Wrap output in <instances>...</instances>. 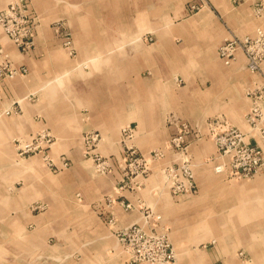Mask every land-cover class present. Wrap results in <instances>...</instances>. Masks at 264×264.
<instances>
[{
    "label": "crops",
    "instance_id": "0c3cea01",
    "mask_svg": "<svg viewBox=\"0 0 264 264\" xmlns=\"http://www.w3.org/2000/svg\"><path fill=\"white\" fill-rule=\"evenodd\" d=\"M11 1L0 0V6ZM27 1L41 22L30 54L22 53L0 29L4 52L15 68H25L13 79L0 80V149L5 147L8 153L1 158L4 165L11 166L3 170L0 213L7 236L10 223L20 231L18 255L11 258L12 263L125 264L128 255L117 233L133 224L150 226L145 214L151 209L172 228L174 248L188 251L176 264H244L227 249L226 241L208 252L198 247L204 239L193 240L201 237V232L192 228L208 218L224 217L220 213L227 214V221L220 225L225 235L231 227L237 231L244 226L241 233L246 238L247 224L234 217L237 206L244 203L243 190L236 194L226 188L224 194L221 191L226 185L215 183L214 191L204 187L205 175L211 177L214 172L224 177L215 172L220 161L213 139L197 141L194 133L205 132L208 121L223 117L244 134L246 142H257L264 156V142L252 137L246 121L253 106L246 93L263 80L246 69L243 56L230 66L218 56L223 41L253 36L258 28L264 30V15L258 17L253 10L257 0L240 5L231 0L46 1L51 18L70 22L77 48L74 58L36 8L42 10L44 2ZM61 4L65 10L59 12ZM192 4L200 9L192 13ZM177 78L182 83L178 84ZM172 114L194 128L188 150L198 166L195 179L202 195L196 200L177 203L157 173L143 179L144 187L136 192L115 189L121 176L117 167L102 176L94 174L92 161L84 157L86 134H100V153L119 164L123 125L136 126L134 144L145 155L163 148L175 134L176 128L167 123ZM39 130L54 136L48 152L60 168L58 173H53L40 155L18 164L11 159L9 141ZM206 157L208 166L202 164ZM167 160L177 162L180 158L168 152ZM64 161L70 164L66 169L62 168ZM208 188L211 193L205 191ZM205 194L206 201L209 194H235L241 203L209 216L215 212L210 205H194L203 203ZM110 196L112 205L103 204L101 212V201ZM121 199L131 202L134 209L125 211L118 202ZM36 203L43 209L31 210ZM205 212L208 214L200 221L195 220V215ZM11 213L18 214L14 223ZM112 216L113 222H109ZM190 245L195 247L190 249Z\"/></svg>",
    "mask_w": 264,
    "mask_h": 264
},
{
    "label": "built area",
    "instance_id": "2783aa9c",
    "mask_svg": "<svg viewBox=\"0 0 264 264\" xmlns=\"http://www.w3.org/2000/svg\"><path fill=\"white\" fill-rule=\"evenodd\" d=\"M234 5H240L245 0H231ZM27 0H14L9 2L7 7L0 6V29L5 36L22 52L29 54L35 47V40L38 33V20H33L31 12L28 9ZM200 7L196 4L190 6L191 12L198 11ZM255 15L261 17L264 15V0H257L256 5L253 8ZM59 28V27H56ZM58 31V29H57ZM64 45L70 55H73L75 48L73 46L72 37L69 33H66ZM241 52L246 59L248 69L252 72L261 73L264 68V30L258 28L255 35L245 37H234L226 40L218 48L219 57L227 65L233 62L237 58V54ZM20 74L11 61L9 55L4 52V49L0 45V80L13 79ZM260 89V87H257ZM264 100H258L252 103L250 111L247 114L248 122L253 130H258L262 134L264 142V115L263 110L260 109L259 103L263 104ZM259 117L257 119L256 117ZM222 119V118H220ZM212 120L209 122V134L215 141L218 149L217 159L220 161L215 167V172L222 174L223 176H235L237 179H250L257 174L261 168H264V156L261 155L259 148L253 147L247 144L244 134L224 122L214 123ZM172 122L180 123L177 118H173ZM183 131L176 134L172 139V144L175 148L185 152L186 148H182L186 142V134L190 133L189 129L182 124ZM180 126V128H181ZM123 133L127 136L128 140L133 138L135 130L131 126L124 127ZM52 136L50 132L42 131L34 135L30 141H21V148L25 151L36 150L38 147L43 152L45 147L53 145ZM131 141V140H130ZM85 145L87 146V155H94L97 160H100L98 154L95 153L94 148L97 147L100 142L99 135L95 133H88L84 137ZM126 151L125 158L133 162L129 166L130 172L137 166L148 165L147 161L159 159L162 156L160 151L152 152L149 156V160L139 153L137 149L128 144H125ZM220 151V152H219ZM227 163H224L225 159H228ZM67 166L66 162L64 163ZM182 166H188L183 163ZM57 168V166L55 165ZM60 169V168H57ZM125 174L126 178L129 172ZM193 172L188 167H183L180 170L174 166H169L168 176L171 179L172 185L170 187L177 194H186L192 192V183L188 179H192ZM138 175L143 176L144 173ZM138 175L136 177H138ZM188 178V179H187ZM123 179V178H122ZM185 180V182H184ZM126 182L125 179L121 180V184ZM132 185V184H130ZM127 184V189L129 186ZM126 187H118L119 191H123ZM126 189V190H127ZM109 205L113 203L111 198H108ZM120 205L124 210L129 211L134 206L129 201H121ZM154 213H146L145 217L151 220L153 227ZM159 216H156L158 219ZM160 218V217H159ZM109 222H113V216ZM152 227L147 230L139 224H133L129 228H122L117 233L120 244L123 251L128 255V259L125 264H174L176 262V254L171 243L170 237L166 232H158L157 225L155 229Z\"/></svg>",
    "mask_w": 264,
    "mask_h": 264
},
{
    "label": "rangeland",
    "instance_id": "374dc122",
    "mask_svg": "<svg viewBox=\"0 0 264 264\" xmlns=\"http://www.w3.org/2000/svg\"><path fill=\"white\" fill-rule=\"evenodd\" d=\"M42 1L44 2L43 6L42 5L40 6V8H42V10L39 9V6L38 5H37L36 8L43 15V19L44 20L45 19L48 20L47 24L53 30V32L55 34V37H57V38H59L61 40V45H62L63 48H65L66 51H67V49H66V47L64 45V41H65L66 33H69L70 34V36L72 37L73 46L75 48V51H74L73 55H70L68 53V51H67V53L69 54V56L71 58H74L75 56H77V48H76V46L74 44V36H73L72 28L70 26V22L67 19L62 18V17H54V18H51L50 5L49 4H46V1L49 2V0H42ZM59 7H60L59 8V12H62V11L65 10V5L61 4V5H59ZM189 7H190V5H189ZM29 11L32 13L31 10H29ZM192 13H194V12H192ZM31 17L33 18V20L37 18V20H38V26L40 27L41 26V22H40L38 16L37 15H34L32 13L31 14ZM56 27H59V28H56ZM57 29H58V31H57ZM147 39L149 41H152L153 40L152 37H147ZM230 39H232V38H230ZM227 40H229V39H227ZM224 42L225 41H223L222 43H224ZM220 45L218 46V48L220 47ZM22 53H24V52H22ZM24 54H26V53H24ZM29 54H27V55H29ZM240 55L243 56L244 59H245V56L241 52H239V54H237V58L233 62H231L230 64H228V65L226 63H224V61L220 57L219 58L223 61V63L226 66H230L232 63H234V62H236L238 60V57ZM218 56H219V54H218ZM245 65H246V69L251 74H253L255 76H258V77H260L263 80L262 83L256 84L253 88L248 89V91H247L246 94L252 100V103L255 102V101H258V100H264V68L262 67L263 71H261V73H256L258 71L252 72V71H250L248 69L246 59H245ZM16 69L19 70L20 74L25 72V68H21V69L16 68ZM176 81H177L178 84L182 83V80L180 78H177ZM257 87H260V89H257ZM172 116H174V115L172 114ZM220 118L221 117L213 118V120H215L213 122L214 123H216V122L221 123V121L223 120L224 122L228 123V121L226 119H224L223 117H222V119H220ZM256 118L259 119L258 116ZM178 121L180 123L175 124V123L172 122V119L171 118L169 120H167V123L169 125H173L176 128V132H175V134L172 135V137L170 138V140H168L165 143V146L163 148H156V149H154L155 151H160L162 153V156L159 159L149 161L147 167L146 166H137V167L134 168V170H132V172L128 171L129 168H130L129 166H131L133 164V162L130 161V160H128V159L126 160V158H125V152L124 151H126V148H127L125 146V144H128L129 146H132L133 145V147L135 149H137L139 153H142L137 148V146L134 144V139H135V136H136V126H134L133 124H126V125H123L122 128H121V131H120V140H119L120 142H119V144L121 146V154H122V156H121V160H120V163L119 164H114L112 162V160H110L107 157H104L100 153V151H101L100 150V143L102 142L103 138H102V136H100V134H98L96 132H91V133H95V134L99 135L100 142L98 143L97 147L94 148V150H95V153L98 154L100 160H97L94 155H87L86 154L87 153V146L86 145H84V157L86 159H90L92 161L93 172H94V174L96 176H102V175L108 174V173L112 172L115 167H117V168L120 169L121 176H120V179L117 182V185H116V188H115L117 191H119L118 190V187H121V186L126 187L127 184L128 185L132 184V185H130L128 189L126 187L123 191H125L126 189L127 190H130V191H133V192H136L138 190H141L144 187V183L146 182L147 178L152 173H157L161 179L163 177L162 180H164L165 183L167 182V185L166 186H168V188H169L170 187V184L168 183V180H167L166 174H165L166 168L168 166H174L177 170L178 169L180 170L183 167H186V168L189 167L192 170V172H193V174H192L193 178L192 179H188L187 178V179L190 181V183H192V186H193L192 187V190L193 191L190 192V193H186V194L184 193V194L179 195L175 191H173V189L171 187L169 189L171 190L173 196L174 197H177V199H175L177 203H180V202L182 203L183 201H184V203L185 202H189V201H194L199 196L202 195L201 194V191H200L201 188L196 186V179H195L196 178V168L198 166H196V164L192 161V157L190 156V153H189V150H188L189 149V145H190L189 140H188V137L191 134H193L194 128H193V125H191L187 121L180 120L179 118H178ZM246 121H247V119H246ZM182 124H184L189 129V131H190V133H188V134L185 135L186 136V142L184 143V146H182V148H186V151L185 152H180L182 150H179L178 148H175V146L172 144V139L176 136V134L179 133V132H181V131H183L184 127L181 126ZM128 126H131V128L133 130H135L134 137L131 138V139H129V140H128L127 136L122 131L124 127L126 128ZM180 126H181V128H180ZM207 126H208V124H207ZM253 126L254 125H251V127H253ZM234 128H236L237 130H239L235 126H234ZM249 129L252 132L253 137H256L259 141H263V137H262V134L260 133V131H258V130H252V128H249ZM42 131L49 132L48 130H39V131L31 134L30 136H16V137L12 138L11 140L9 139L10 140L9 141V146H10L12 152H13V158H11V159L14 160V161L16 160V163L18 164L19 162L25 161L26 159H29V158H31L33 156L40 155L41 158H43V159L46 160V162H47V164L49 166V169L53 173H58L60 169H57V168H59V167L56 168L55 167V164L53 163V161L50 160V158H49V152L48 151L53 147V145L50 146V147H45L43 149L44 151L41 152V153H39L41 151V148L40 147H38L36 150H32L31 149L29 151H25L20 146L21 145V143H20L21 141H25V140L30 141L31 138L34 135H36V134H38V133H40ZM50 135L52 136V138H53L52 140L54 142L55 141L54 140V136L51 134V132H50ZM194 135H195V138H196L197 141L202 140V139H204L206 137L213 139L211 137V135L209 134L208 127L206 128V131L205 132L196 131L194 133ZM84 144H85V142H84ZM247 144L250 145V146L259 148V151H260L261 155H263L262 149L257 144V142H254V143H252V142L251 143H248L247 142ZM4 152L6 153L5 155L8 157V153H7V150H6L5 147H4L3 150L0 149V185H1V182H2L3 170H6L7 171L8 168L11 167V166L4 165L3 164V162L5 160H2L1 157L4 155ZM152 152H154V151H152ZM152 152H149L148 153L149 156H150V154ZM168 152H172L175 155V158L176 159H179L180 158V160L177 161V162H172V161L170 162V161H168L167 160V154H168ZM217 152H218V149H217ZM148 154H145V155L143 154V155L146 156V158L150 159L149 156H148ZM208 160H209L208 157H206L205 160H203L202 164L204 166H208L207 165V164H209V161ZM183 163H186L188 166H182ZM66 164H67V166H65V167L62 166L63 169H66V167L68 168L70 166L69 162H67V161H66ZM127 171L129 172V175L126 178H124L125 177V174L127 173ZM139 173H144V175L143 176L138 175ZM212 173L213 174L211 175V177L208 176V175H205L204 176V180L202 181V182H204V187L206 188L208 186V187H210L214 191L215 190L214 189L215 186H213V185H215V183H218V186L219 185H226L224 187L223 191H221V192H224V194H225L226 188L227 189H230V193H231V191H232L231 189L233 187V183H235V182L236 183L248 182V183H251V184H256V183H261V181H262L264 183V168H261V170L257 174H255L253 177H251L250 179H237V178H235V176H228V177L223 176L224 179H225L224 180V179H221L220 177H218L214 172H212ZM137 175H138V177H136ZM122 178L125 179L126 182H124V183L121 184V180H123ZM143 179H146V180L143 183V185H141V182L143 181ZM262 186H263V192H264V184ZM210 188H208L207 190L205 189V191H207L208 193H211L210 192ZM0 189H1V187H0ZM9 190L10 191L14 190V186L13 187L11 186L9 188ZM255 191L257 193H259L260 188L259 187L258 188H255ZM242 193L245 194V200H244V203L243 204H239L237 206L238 207V210H240L241 208H243V206H241V205H244V208L250 209V212H251L254 208L260 206V205L257 204V201H261V200L264 199V198H261L259 195H257V196L255 194H253V195L251 194L250 195V193H248L246 191H242L241 194ZM207 197H208V194H205L202 198L206 199ZM108 198H111L113 200L112 196L103 198V201H101L102 202L101 203V212H103L102 210L104 209L103 204L109 205V203L107 201ZM250 198H252L254 200L255 205H251V204H246L245 203V202H252L250 200ZM239 199L240 198L237 195H235V194L234 195L233 194H229V195H225V196L214 195L213 197L210 196V194H209V198H208L207 201L204 200L203 203L194 204V205H196L197 207L204 206V205H210L215 210V212H212V213L209 214V216H212L215 213L218 214L219 213L218 211L220 209H222V208L223 209L224 208H226V209L227 208L228 209H232V206H236L238 203H241V200H239ZM104 201H105V203H104ZM121 201H123V200L122 199L121 200H118V202H121ZM1 205H2V197L0 195V206ZM42 209H43V205L42 204L36 203L34 206H31V210H34V211L42 210ZM133 209H134V207L131 210H133ZM146 212L147 213L152 212L155 215L154 217H152L153 218L152 221H153V224H154L153 227H152V229H155V226L157 225L158 226L157 227V231L158 232H166L169 235L170 240H171V235L173 234L172 228L169 226V224H167L164 221V218L162 217V215L159 214L158 212H154L151 209H148ZM207 214L208 213H206V212L203 213V214L201 213L199 215L197 214V215L194 216V218H195L196 221H200L201 218H203V216L204 215H207ZM220 215H222L224 217L227 216L226 213H220ZM230 215H231V213H230ZM233 215H234V213H233ZM156 216H159L160 218L158 217V219H157ZM216 216H218V215H216ZM17 217H18V214L11 213L10 214V221L14 223L17 220ZM214 219H216V218H214ZM2 220H3L2 213H0V264H7L9 262L12 263L11 258H14L15 256L18 255V250H17L18 239L17 238H18V233H20V231L13 226L14 224H11L10 223V229H9L10 230V235L7 236V233H5V231H3V228H2ZM223 222L224 221H221L220 222V224L222 226H223V224H222ZM246 223H247L245 225L246 228L247 227H252L253 225H255L253 228H250V229H253L254 235L249 240H248L247 237L245 238L244 236H242L241 231L244 230V226L239 227L240 229L237 230L238 232L231 227L228 230L230 232L228 233V231H227V235H225V232H224L223 229H219L220 232H221V234H223V236L225 237L224 240L221 239L219 241L218 239H216L215 235L212 234L211 236L208 237V239L202 241L199 245L198 244L197 245H198L199 249H201V250H205V251H208V252H212L214 249H217L218 247H220L217 244H221L222 245L223 244L222 241H226V245H227L226 247H227V249L229 248L230 250L229 249L228 250L231 251L232 253H234L235 256H238L239 259L244 264H264V229L262 227H259L260 226V223H262V219L261 218H255L254 216L251 215V218L248 219V221ZM216 231L219 233L218 230H216ZM256 233H257V235H255ZM217 240H218V242H217ZM7 242H8V245H7ZM171 243H172V241H171ZM185 243H187V242H185ZM172 245H173V243H172ZM194 247L195 246H193V245L191 246L190 245L189 248L190 249H193ZM173 248H174V245H173ZM186 252H188V251H186ZM175 253H176V262H179L181 256H179V254L177 252H175ZM3 255H4V257H3ZM176 262L174 264H176Z\"/></svg>",
    "mask_w": 264,
    "mask_h": 264
},
{
    "label": "bare ground",
    "instance_id": "6f19581e",
    "mask_svg": "<svg viewBox=\"0 0 264 264\" xmlns=\"http://www.w3.org/2000/svg\"><path fill=\"white\" fill-rule=\"evenodd\" d=\"M76 1V0H75ZM7 7V6H6ZM259 107H260V109L261 110H263L264 111V102H263V104L262 103H259ZM263 115H264V112H263ZM171 119H173V118H176L175 116H171L170 117ZM169 118V119H170ZM246 119H247V116H246ZM213 120V119H212ZM212 120H210L209 122H211ZM209 122H208V126H209ZM247 122H248V119H247ZM248 124H249V122H248ZM250 125V124H249ZM232 126V125H231ZM208 130L210 131V128L208 127ZM253 137V136H252ZM53 141V140H52ZM53 144H54V142H53ZM144 156V155H143ZM145 158H146V156H144ZM148 159V158H147ZM149 160V159H148ZM229 161V158L228 159H225V161H224V163H227ZM66 161H64L63 163H62V166H64L65 167V165H64V163H65ZM147 163H149V161H147ZM148 166V165H147ZM67 168V167H66ZM168 169H169V166L166 168V170H165V174H166V178H167V180H168V183L170 184V185H172V182H171V179L169 178V176H168ZM184 182H185V180H184ZM262 183V184H261ZM261 183H256V184H251V183H248V182H244V183H233V187H232V191H231V193H239L241 190H243V191H246V192H248V193H250V195L252 194H255L256 196L257 195H259L261 198H264V192H263V182L261 181ZM260 188V191H259V193H257L256 191H255V188ZM254 198V197H253ZM204 199V198H203ZM250 200L252 201V202H245L246 204H251V205H255V203H254V200L252 199V198H250ZM257 204L258 205H260V206H258V207H256V208H254L251 212H250V209H248V208H244V205H241V206H243V208H241L240 210H237L234 214H235V219H237V220H239V222H240V220H242L244 223H246L247 221H248V219H250L251 218V215L252 216H254L255 218H261L262 219V223H260V226L259 227H262L263 229H264V199L263 200H261V201H257ZM112 205V204H111ZM109 206V205H108ZM250 212V213H249ZM234 217H233V219H234ZM228 218H231V217H228ZM221 221H227V218H224V217H218L217 219H212V218H208V219H206V221H204V223H202V222H200L196 227H193L192 228V231H194L195 233H197V234H199V232H201V237L199 236L198 238H197V236L196 237H194L193 238V240H195V239H204V240H206V239H208V237L209 236H211L212 234L213 235H215V237H216V239H218L219 241L221 240V239H223V234H221V232H220V222ZM146 222V221H145ZM146 225H141L143 228H145V229H147V230H149L151 227H152V223H148V224H150V226H147V223H145ZM215 224H218V225H215ZM259 224V223H258ZM150 227V228H147V227ZM222 226V225H221ZM130 227V226H129ZM128 227V228H129ZM250 228H252V227H247V228H245L246 230V237L248 238V240L254 235V232H253V229H250ZM214 229H216V230H218L219 231V233L216 231V230H214ZM249 229V230H248ZM255 235H257V233L255 234ZM218 240H217V242H218ZM243 240V239H242ZM247 240V241H248ZM196 241V240H195ZM214 241V240H213ZM245 242V241H244ZM254 245V244H253ZM176 249H174V251H175ZM187 250L186 249H181L180 248V246H177V250L175 251V252H177L178 254H179V256L180 255H182V254H185V253H187L186 252ZM176 254V253H175ZM260 256V255H259ZM178 259V258H177Z\"/></svg>",
    "mask_w": 264,
    "mask_h": 264
}]
</instances>
